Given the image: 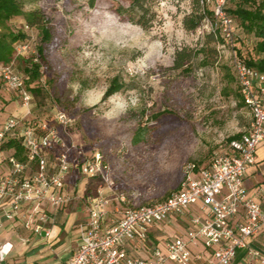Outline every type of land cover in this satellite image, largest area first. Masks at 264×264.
Masks as SVG:
<instances>
[{
  "label": "rangeland",
  "instance_id": "374dc122",
  "mask_svg": "<svg viewBox=\"0 0 264 264\" xmlns=\"http://www.w3.org/2000/svg\"><path fill=\"white\" fill-rule=\"evenodd\" d=\"M19 1L24 12L43 14L50 37L43 42L41 32L27 27L22 16L7 22L11 31L24 32L29 43L27 53L15 55L14 68L22 73L34 59L40 69L39 78L27 84L29 114L19 95L0 82V125L11 116L33 119L54 128L85 159L99 153L113 189H105L111 219L132 203L158 202L179 190L188 165L208 166L215 154L226 151L229 137L245 131L250 115L239 102L229 52L208 42L201 23L195 30L185 28L195 0L153 2L147 29L135 23V12L130 13L133 21L116 13L118 7L129 8L131 0H94L93 6L89 0ZM238 1L230 0L229 6ZM258 40L245 33L236 50L252 57ZM185 47L197 54L189 69L174 70L175 53ZM114 78L122 88L103 100ZM58 112L66 116V126L57 124ZM74 178L77 184L87 181V194L103 184ZM116 196L125 202L118 203ZM173 234L165 229L161 240L150 236L145 245ZM40 240L36 259L58 264L78 241V231Z\"/></svg>",
  "mask_w": 264,
  "mask_h": 264
},
{
  "label": "built area",
  "instance_id": "2783aa9c",
  "mask_svg": "<svg viewBox=\"0 0 264 264\" xmlns=\"http://www.w3.org/2000/svg\"><path fill=\"white\" fill-rule=\"evenodd\" d=\"M199 4L202 30L219 33L222 44L218 49L229 52L250 120L239 138L228 142V151L215 154L208 166L188 165L181 188L165 199L132 203L111 219L105 189H113L99 153L85 159L54 128L33 119L11 116L1 123L0 151L9 140L17 141L22 148L20 156L13 148L0 158L6 165V171L0 173V211L5 220L21 216L25 229L48 237L46 226L52 217L46 209L63 207L76 198L63 192L72 170L104 184L105 188L103 184L97 186L87 199V216L77 229V246L64 264H264V189H248L244 183L248 168L257 162V149L264 143V69L249 67L239 57L236 25L226 10L227 0H199ZM28 50L27 42L16 48L15 55L23 56ZM27 80L14 68L13 61L0 64V82L19 95L21 107L29 114L32 95ZM55 120L61 126L67 124L61 112ZM115 201L124 203L125 199L116 196ZM194 206L196 210H190ZM172 217L184 221L181 235L151 246L148 257L132 253L136 243L149 240L151 228ZM11 250L10 242L0 241V264Z\"/></svg>",
  "mask_w": 264,
  "mask_h": 264
},
{
  "label": "trees",
  "instance_id": "16d2710c",
  "mask_svg": "<svg viewBox=\"0 0 264 264\" xmlns=\"http://www.w3.org/2000/svg\"><path fill=\"white\" fill-rule=\"evenodd\" d=\"M90 6H93L94 0H89ZM157 0H131L129 8L118 7L116 13L120 16H126L129 21H133L131 12L138 14V18L135 23L143 29L148 28L147 14L149 13L150 5ZM227 0V12L230 14L236 25V45L243 34L253 33L259 40L257 42V53L249 57L238 53L244 62L258 71L264 69V0L257 2V0H240L235 3L234 6H229ZM199 0H195V10L190 16L189 21H185L186 30H195L197 26L202 24V13ZM207 14H210L209 9H205ZM126 14V15H125ZM22 16L24 18L27 27L37 28L42 35V41L49 40V30L47 28V19H44L43 14L39 10H32L28 12L23 11V6L19 0H0V64H8L13 61L16 53V48L24 43H27V36L24 32H13L7 26V22L14 17ZM207 40L210 43H215L219 47L222 44V38L219 33H207ZM236 48V46H235ZM215 51V49H212ZM219 50V49H218ZM197 51L191 50L185 47L176 51L174 56L173 69L187 70L190 68L192 60L195 58ZM40 65L37 60H30L29 65L23 69L24 76H27V84L37 80L39 78ZM235 76V75H234ZM236 80V78H235ZM237 83V82H236ZM122 88V84L117 78L112 79L107 87L103 100L117 93ZM239 94V90H238ZM239 102L243 104L240 94ZM240 134L233 135L228 138V142L232 139L239 138ZM4 148H14L17 156L22 154V148L17 141L9 140Z\"/></svg>",
  "mask_w": 264,
  "mask_h": 264
},
{
  "label": "crops",
  "instance_id": "0c3cea01",
  "mask_svg": "<svg viewBox=\"0 0 264 264\" xmlns=\"http://www.w3.org/2000/svg\"><path fill=\"white\" fill-rule=\"evenodd\" d=\"M248 124L249 122L246 125L248 126ZM262 144L259 145L257 149L256 164L248 168L245 175L244 183L250 180L249 185L245 184L248 189H254L256 187L264 189V143ZM12 149L13 148H3L0 151V158L4 154H10ZM226 151H228V148L226 149ZM5 171V163L0 162V173ZM76 175L81 176L75 169L72 170L66 176L65 187L63 188V192L73 195L74 197H76L75 200L72 203L60 208L48 207L46 209L52 217V221L46 226V228H49V236L53 235L55 237L59 236L60 233H69L72 228H75L77 230L78 225L86 219L87 212L86 209L84 210L83 204L87 202V199L90 196L94 195L96 187L93 189L94 191L92 193L87 194V190L85 187V182L87 181H83L77 184V181H75L74 178ZM89 180L96 181L97 179ZM190 210L195 211L196 207H190ZM0 223L2 224V229L0 230V241H7L12 244V250L9 252L7 257L1 264H43L40 259H36L35 252L42 247V245L40 244V241L42 240L40 239L46 238L44 237V234L36 235L34 234L33 230L25 229L21 216L16 217L14 221L5 220L1 214V211ZM183 225H185V223L184 221H182V219L172 217L163 225L151 228L149 237L151 236L155 240H161V233H163V230L165 229L173 231V236L179 234L181 235L185 227ZM35 237H38V240L35 241L34 249ZM77 242L69 247V249L63 256V259L58 264H64L68 260V258L74 252L77 246ZM163 242H158V244H163ZM37 244L38 247H36ZM151 248V245L147 246L144 243H136L134 245L132 253L139 257H148L150 255Z\"/></svg>",
  "mask_w": 264,
  "mask_h": 264
}]
</instances>
